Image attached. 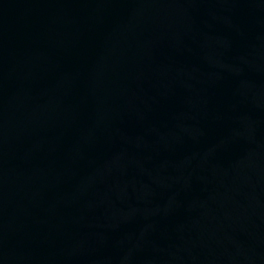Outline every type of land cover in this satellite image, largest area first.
<instances>
[{"label": "water", "instance_id": "obj_1", "mask_svg": "<svg viewBox=\"0 0 264 264\" xmlns=\"http://www.w3.org/2000/svg\"><path fill=\"white\" fill-rule=\"evenodd\" d=\"M0 264H264V0H0Z\"/></svg>", "mask_w": 264, "mask_h": 264}]
</instances>
